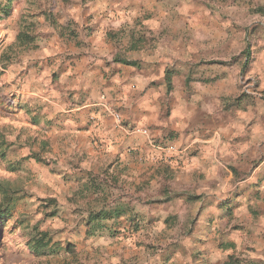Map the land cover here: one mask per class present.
Returning <instances> with one entry per match:
<instances>
[{"label":"rangeland","instance_id":"374dc122","mask_svg":"<svg viewBox=\"0 0 264 264\" xmlns=\"http://www.w3.org/2000/svg\"><path fill=\"white\" fill-rule=\"evenodd\" d=\"M86 1L14 0L5 11L0 0V181L19 197L0 222V264H264V3L181 1L184 46L104 55L143 70L166 55L164 77L123 68L131 79L111 81L84 75ZM158 86L165 100L182 90L197 121L217 125L208 151H185L174 131L154 137L171 112L139 101ZM104 116L143 148L115 155L90 138ZM114 207L125 216L91 228V214Z\"/></svg>","mask_w":264,"mask_h":264},{"label":"crops","instance_id":"0c3cea01","mask_svg":"<svg viewBox=\"0 0 264 264\" xmlns=\"http://www.w3.org/2000/svg\"><path fill=\"white\" fill-rule=\"evenodd\" d=\"M181 1L183 0H87L82 10L86 26L89 27L85 32L90 34V36H86L90 53L83 60L87 64L84 71L85 77L89 80H102V78L111 79V81L130 80L131 78L126 79L121 74V70L124 73L126 70L128 74H134L137 79L153 81L163 78L166 66L163 67L162 72L157 66L169 60L166 55H163L161 61L152 58L146 59L149 60L148 64L143 61L144 64H147L146 70H143L144 68L141 67L143 64L138 63L134 58L123 59L115 54L106 58L104 55L107 54V49L116 47L136 50L141 47H157L166 50V48L184 46L181 43L183 41L181 32L184 31V26L180 23L183 5ZM76 2L79 4L81 0H76ZM74 9L79 10L78 6ZM138 33H146L149 36L148 38L139 36ZM125 54L130 55L129 53ZM120 61L133 62L136 66H127ZM106 63H109V66H105ZM169 80L170 78L166 79V82ZM175 90L174 94H168L169 98L166 95L165 100L163 87H152L150 89L152 98H146L145 105L139 101V105L145 106L146 109L150 108V111L159 106L161 102L163 104L166 102V113L167 111L171 112L170 119H166V124L158 126L160 128L154 132V137L168 138L169 133L174 131L178 133V136L173 139V142L176 145L185 144L181 145L185 151L193 144H205L202 145V148L208 151L207 144H212L218 136L217 125L213 126L205 120L197 121L194 114L196 109L186 103L184 98L186 94H182L180 89ZM93 126V128H89L87 135L90 138L102 139L101 142L107 145L114 144L115 148L110 151L112 154L117 155L121 152V148H134V145L139 149L143 148L145 142L143 136L132 134L126 138L125 135L128 132L118 126L109 116H104L98 127ZM164 144L166 146V142ZM163 160H166V155ZM194 161L198 162L197 157L194 158ZM194 161L191 159V165H194ZM185 170L187 172V169ZM207 190H212V188ZM114 208L121 209L120 207Z\"/></svg>","mask_w":264,"mask_h":264},{"label":"trees","instance_id":"16d2710c","mask_svg":"<svg viewBox=\"0 0 264 264\" xmlns=\"http://www.w3.org/2000/svg\"><path fill=\"white\" fill-rule=\"evenodd\" d=\"M13 1L14 0H4V5L2 6L4 9L3 8L2 9L5 11L10 10ZM1 4L2 2H0V6ZM120 62L127 66H136V64L133 62H127V61H120ZM18 198L19 197L17 195V192L11 188V185L8 182L0 181V222L10 217ZM124 215L125 214L118 208H114L109 211L100 210L89 216L88 224L91 226V228H94L95 226L101 228V226H104L102 224L103 221H107V220L116 221L120 219L122 216L124 217ZM36 247L42 249L45 246L39 244L36 245Z\"/></svg>","mask_w":264,"mask_h":264},{"label":"built area","instance_id":"2783aa9c","mask_svg":"<svg viewBox=\"0 0 264 264\" xmlns=\"http://www.w3.org/2000/svg\"><path fill=\"white\" fill-rule=\"evenodd\" d=\"M114 118H115L116 121H119V115L115 114Z\"/></svg>","mask_w":264,"mask_h":264},{"label":"clouds","instance_id":"9594fccd","mask_svg":"<svg viewBox=\"0 0 264 264\" xmlns=\"http://www.w3.org/2000/svg\"><path fill=\"white\" fill-rule=\"evenodd\" d=\"M259 2H262V3H264V0H259ZM57 239H59V237H57Z\"/></svg>","mask_w":264,"mask_h":264}]
</instances>
